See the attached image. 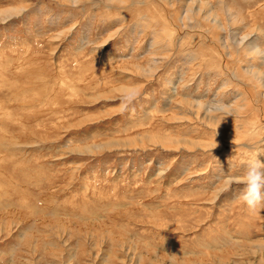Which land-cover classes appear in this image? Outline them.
<instances>
[{
	"label": "rangeland",
	"instance_id": "rangeland-1",
	"mask_svg": "<svg viewBox=\"0 0 264 264\" xmlns=\"http://www.w3.org/2000/svg\"><path fill=\"white\" fill-rule=\"evenodd\" d=\"M253 162L264 0H0V264H264Z\"/></svg>",
	"mask_w": 264,
	"mask_h": 264
},
{
	"label": "clouds",
	"instance_id": "clouds-1",
	"mask_svg": "<svg viewBox=\"0 0 264 264\" xmlns=\"http://www.w3.org/2000/svg\"><path fill=\"white\" fill-rule=\"evenodd\" d=\"M73 7L77 6L79 0H70ZM226 116H231V112L220 109ZM218 146V145H217ZM244 187L241 190L239 200L243 203L249 213H256L264 209V168L259 162L249 164L245 175L240 178ZM231 183V179L228 181Z\"/></svg>",
	"mask_w": 264,
	"mask_h": 264
}]
</instances>
